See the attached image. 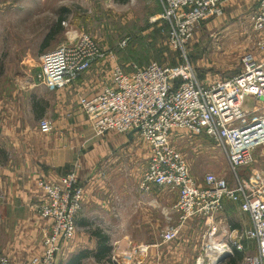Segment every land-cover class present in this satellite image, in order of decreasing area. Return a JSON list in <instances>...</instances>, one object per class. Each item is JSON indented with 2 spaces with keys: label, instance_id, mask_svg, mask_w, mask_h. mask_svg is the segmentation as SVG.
I'll list each match as a JSON object with an SVG mask.
<instances>
[{
  "label": "rangeland",
  "instance_id": "374dc122",
  "mask_svg": "<svg viewBox=\"0 0 264 264\" xmlns=\"http://www.w3.org/2000/svg\"><path fill=\"white\" fill-rule=\"evenodd\" d=\"M259 5L260 0H230L222 16L197 26L185 49L200 82L209 83L238 74L248 55L255 59L264 55V33L256 28L254 20ZM160 14L157 0H0V258L16 262L29 260L32 255L41 253L45 237L31 233L28 227L31 221L22 216L25 207L21 202L14 201L15 206L18 202L17 208H9L11 211L7 212L8 204L12 206L11 200L21 190L14 188V184L9 187L11 180H15L11 175L17 172L19 161L32 160L35 145L46 144L39 134L38 123L55 112L52 97L39 79L40 56L85 34L104 52L115 55L105 60L104 74L111 71L115 63L127 71L152 62L175 70L181 64V53L168 42L169 25L153 21ZM125 39L129 41L124 47L121 43ZM89 125L87 147L94 149L89 155L111 152L112 144H101L102 138L95 137L91 123ZM137 143V162L131 161L132 156L128 157V149L125 150L120 160L124 163V176L116 180L119 185H127L118 194L124 211L122 223L127 226L121 225L126 231L117 241L126 238L129 248L125 249V254L133 255L132 259L118 258L120 263L117 264H196L208 242V226L193 219L180 224L181 215L174 210V192L169 194L167 208L156 202L153 206L140 204L147 202L142 194L149 191L142 192L136 185L147 167L149 151L143 141ZM171 143L181 152L198 183H203L208 173L229 181L233 178L234 172L221 148L205 135L194 136L185 130H175ZM105 146H111L110 150ZM121 151L117 149L118 153ZM103 163L104 159L96 168L103 167ZM237 174L245 180L264 178V146L256 149L254 162L239 168ZM129 199L137 200L133 215L127 210ZM161 210L168 212L164 215ZM220 220L221 227L231 230L249 226L248 215L232 203L225 206ZM177 224L181 225L179 236L170 243H163L162 231ZM229 260L225 264H230ZM54 264H68L67 242L62 245ZM86 264L96 263L87 261Z\"/></svg>",
  "mask_w": 264,
  "mask_h": 264
},
{
  "label": "built area",
  "instance_id": "2783aa9c",
  "mask_svg": "<svg viewBox=\"0 0 264 264\" xmlns=\"http://www.w3.org/2000/svg\"><path fill=\"white\" fill-rule=\"evenodd\" d=\"M228 1L160 0L162 12L153 21L169 25L168 42L180 51V66L174 70L152 62L127 71L114 64L109 83L93 95L81 96L79 102L97 135L139 129L151 148L140 189L177 190L179 197L174 209L181 215L180 224L196 219L208 226V242L196 264H215L219 256L228 255L221 263L225 264L236 253L243 255L237 264H264V178L245 180L237 174L239 168L254 162L256 149L264 146V110L249 117L244 108L249 98L264 103V64L248 55L238 74L205 83L197 78L185 49L197 26L222 16ZM254 20L256 28L264 33V0H260ZM128 41L123 40L121 46L125 47ZM114 57L91 37L80 34L40 56L39 79L50 90L64 89L96 62ZM39 129L50 133L52 121L41 119ZM175 130L205 135L215 141L234 172L233 180L208 173L203 183H198L181 152L171 143ZM40 186L42 197L36 210L50 222L42 253L18 262L2 257L0 264H54L62 245L75 237L84 195L76 171H69L55 183L42 180ZM227 202L249 216L251 227H221L220 216ZM180 224L162 231L163 243L179 236Z\"/></svg>",
  "mask_w": 264,
  "mask_h": 264
},
{
  "label": "crops",
  "instance_id": "0c3cea01",
  "mask_svg": "<svg viewBox=\"0 0 264 264\" xmlns=\"http://www.w3.org/2000/svg\"><path fill=\"white\" fill-rule=\"evenodd\" d=\"M157 1L160 4L162 12L161 2L160 0ZM257 60L264 64V55H260ZM104 64V61L96 62L91 70L86 72L71 86L64 89L55 91L50 90L41 83L52 97L51 105L55 112L50 114L49 117L44 118L52 121L53 130L50 133L44 134L40 131L38 123L39 134L43 136L46 144L34 146L32 160H26L24 163L19 161L17 163L15 168L17 172L11 175L15 176V180H11L9 186L11 188L14 184L16 185L14 188L18 187L21 188V190L17 191L16 196L11 200V202H13L12 206L8 204L9 207L7 206V212L10 210L9 208H17L18 202H21L25 207V212L22 216L27 217L31 221V223H28L31 233H41L45 235L50 222L43 219L36 210V206L39 204L42 197L40 181L45 180L55 183L61 176H64L69 171H76L79 183L84 188L83 208L77 219L76 235L73 240L67 242L68 263L74 260L80 253L84 252L87 253V257L81 260V264H86L87 261L96 264H117L118 262L120 263L119 259L122 256H128L132 259L133 255L131 252L125 254V249L129 248L128 240L125 238L122 242L117 241L119 235L124 234L126 231L122 229V227L127 226L122 223L124 217L122 212L124 211L121 209L122 203L119 200L118 194H120L123 189H126L127 185H119L116 180L118 177L124 176L122 171V164L124 165V163L120 160L123 154H125V150L128 149V157L132 156L130 160L137 162L136 156H139L137 151L135 153L137 142L143 141L149 151L148 158L146 159L147 167L151 158L150 145L139 132H135L133 136L130 137V133H105L103 135H97L93 130L95 137L102 138L101 144L111 143L113 149L111 152L98 151L96 156L89 155L94 150L92 147H87L89 140L88 126H91L80 107L78 99L83 95L90 96L101 91L104 85L109 83L111 71L104 74L106 72V70H104ZM112 68L113 65L111 70ZM232 76H234V74L229 77ZM244 108L249 112V117H254L264 110V103L262 100L249 98L245 102ZM110 147L111 146L106 147V149L110 150ZM117 149H121L122 151L118 153ZM128 157L126 154L125 159ZM102 159H104L103 167L99 166L96 168V165ZM144 171L139 177L138 185H136L140 191H142L140 189V180ZM230 180H233V178ZM173 192L175 206L178 201L179 193L177 190L168 187H152L149 193L142 194L147 202H140V204L153 206L152 203L156 202L167 208L170 198L169 194H173ZM114 194L117 195L114 196ZM14 201H18L16 202V206L14 205ZM128 204L127 210H129L130 215H133L136 211L137 200L129 199ZM228 204H230V202H227L225 205ZM161 209H163V207H161ZM163 212L164 215H166L168 211L161 210L162 214ZM193 220L196 221V219ZM249 227H251L250 219L249 226L244 228ZM102 236L105 237V242L109 251L105 254L106 256L104 255L103 258L99 260L96 254L99 250L101 241H104ZM42 242L40 249L41 253L43 251ZM32 256L34 257V255ZM121 260L124 261L123 258H121Z\"/></svg>",
  "mask_w": 264,
  "mask_h": 264
},
{
  "label": "trees",
  "instance_id": "16d2710c",
  "mask_svg": "<svg viewBox=\"0 0 264 264\" xmlns=\"http://www.w3.org/2000/svg\"><path fill=\"white\" fill-rule=\"evenodd\" d=\"M122 1H127V0H122ZM59 29H61V20H60V23H59ZM168 38V36H167ZM103 237V242L101 241L100 243V247H99V250L96 254V257L97 259H101L103 258V256L109 251V248L105 242V237ZM101 237V238H102ZM106 256V255H105ZM87 257V253L84 252V253H80L74 260H72L71 262H69L68 264H81V260L83 258H86ZM243 257V255L241 253H236L235 257L231 258L229 261H230V264H237V262Z\"/></svg>",
  "mask_w": 264,
  "mask_h": 264
},
{
  "label": "water",
  "instance_id": "95a60500",
  "mask_svg": "<svg viewBox=\"0 0 264 264\" xmlns=\"http://www.w3.org/2000/svg\"><path fill=\"white\" fill-rule=\"evenodd\" d=\"M138 131H139V129H135V130L131 131L130 132V137H132L133 134L135 132H138ZM226 257H228V255H221V256H219L218 259H217V261L215 262V264H221L226 259Z\"/></svg>",
  "mask_w": 264,
  "mask_h": 264
}]
</instances>
